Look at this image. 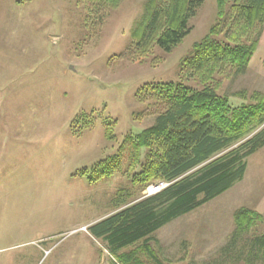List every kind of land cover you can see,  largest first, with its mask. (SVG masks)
I'll return each instance as SVG.
<instances>
[{
	"label": "rangeland",
	"instance_id": "374dc122",
	"mask_svg": "<svg viewBox=\"0 0 264 264\" xmlns=\"http://www.w3.org/2000/svg\"><path fill=\"white\" fill-rule=\"evenodd\" d=\"M147 1L123 0L99 33L87 29L78 0H0V264L117 263L89 228L117 212L119 202L135 203L167 185L134 186L126 173L91 183V174H80L113 156L127 135L155 124L159 109L137 98L143 87H205L183 77L181 63L217 23V0H205L192 32L171 52L156 47L143 62L116 60L132 44ZM211 84L234 106L264 93V29L246 72L217 75ZM83 115L96 123L77 136ZM247 164L230 190L156 232L147 243L152 255L144 242L123 252L135 251L141 264L221 263L236 211L264 216V148ZM253 232L264 234V222Z\"/></svg>",
	"mask_w": 264,
	"mask_h": 264
},
{
	"label": "trees",
	"instance_id": "16d2710c",
	"mask_svg": "<svg viewBox=\"0 0 264 264\" xmlns=\"http://www.w3.org/2000/svg\"><path fill=\"white\" fill-rule=\"evenodd\" d=\"M122 2L78 0L87 9V29L102 31L105 17ZM204 4L205 0H148L132 44L116 60L143 62L156 47L171 52L190 35V21ZM217 9V23L181 63L183 77L198 79L205 87L196 89L183 81L143 87L137 98L153 101L152 107L159 109L155 124L127 135L113 156L80 173L91 174V183L126 173L134 186L167 184L135 203L119 202L117 212L89 228L107 244L117 261L113 264H141L135 251L123 250L144 242L152 255L147 243L156 232L243 180L247 160L264 148V128L256 132L264 126V93L254 92L251 102L234 106L218 94L219 84H211L217 75L231 71L240 76L249 68L263 34L264 0H217ZM77 122L73 132L82 136L96 120L83 115ZM105 128L107 139H113L109 122ZM234 221V232L221 250L223 261L217 264H264V234L253 232L264 216L241 208Z\"/></svg>",
	"mask_w": 264,
	"mask_h": 264
},
{
	"label": "built area",
	"instance_id": "2783aa9c",
	"mask_svg": "<svg viewBox=\"0 0 264 264\" xmlns=\"http://www.w3.org/2000/svg\"><path fill=\"white\" fill-rule=\"evenodd\" d=\"M166 186H167V185H164V184H163L161 187L157 188L156 191L159 192V191H161L163 188H165Z\"/></svg>",
	"mask_w": 264,
	"mask_h": 264
},
{
	"label": "bare ground",
	"instance_id": "6f19581e",
	"mask_svg": "<svg viewBox=\"0 0 264 264\" xmlns=\"http://www.w3.org/2000/svg\"><path fill=\"white\" fill-rule=\"evenodd\" d=\"M155 188V187H154Z\"/></svg>",
	"mask_w": 264,
	"mask_h": 264
}]
</instances>
